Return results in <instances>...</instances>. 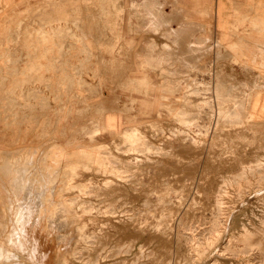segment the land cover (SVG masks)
I'll list each match as a JSON object with an SVG mask.
<instances>
[{
  "label": "rangeland",
  "instance_id": "rangeland-1",
  "mask_svg": "<svg viewBox=\"0 0 264 264\" xmlns=\"http://www.w3.org/2000/svg\"><path fill=\"white\" fill-rule=\"evenodd\" d=\"M228 1L0 0V264H264V0Z\"/></svg>",
  "mask_w": 264,
  "mask_h": 264
},
{
  "label": "crops",
  "instance_id": "crops-1",
  "mask_svg": "<svg viewBox=\"0 0 264 264\" xmlns=\"http://www.w3.org/2000/svg\"><path fill=\"white\" fill-rule=\"evenodd\" d=\"M227 1L228 0H224V2L227 5V12L225 13V16L226 15H230V13H229L230 4H229V1L228 2ZM218 9H219V5H218ZM93 41H95V40L92 39L91 42H93ZM122 82H123L122 86H124V83L126 82V80L122 78ZM32 85H33L32 89H35L36 87L34 86V84H32ZM60 90L61 89L59 88V91ZM62 95H61V98H60V100L58 102H55V101L51 100L49 103H47L48 106L50 107L48 115L52 114L54 117L59 115V109L62 108L61 106L65 103V95L64 94H62ZM44 97H46V95H44ZM112 101H114V100H112ZM115 103H116L118 109L117 110H107V111H105L102 114V120H103V123H104V119L107 117L109 124L111 126H113L114 129L119 131V130H123L126 127V123H127V117L128 116L123 111V108H121V107H124V104L128 103L126 94H124V93L121 94V96H119V100L117 102H115ZM76 105L78 106V104H76ZM113 105H114V103H113ZM116 105H114V106H116ZM86 117H88V116H84L83 118H86ZM49 120H51V118Z\"/></svg>",
  "mask_w": 264,
  "mask_h": 264
},
{
  "label": "bare ground",
  "instance_id": "bare-ground-1",
  "mask_svg": "<svg viewBox=\"0 0 264 264\" xmlns=\"http://www.w3.org/2000/svg\"><path fill=\"white\" fill-rule=\"evenodd\" d=\"M262 106V105H261ZM22 172H24V171H22ZM13 174H14V170H13ZM24 175V174H23ZM14 177V176H13ZM23 177V176H22ZM15 178V177H14ZM13 178V179H14ZM17 178V177H16ZM20 178V177H19ZM14 182L15 181H17V180H13ZM21 181V180H20ZM17 182H19V181H17ZM22 182V181H21ZM16 184H18V183H15L14 185H16ZM19 185V184H18ZM15 187V186H14ZM16 187H17V185H16ZM27 187V186H26ZM19 188V187H18ZM11 213V212H10ZM12 214V213H11ZM12 216V215H11ZM14 217V216H13ZM13 217H8L9 218V221H8V223H10V225L11 226H9V227H11V230H9L7 233H6V235L4 236L5 237V240L3 241V239H2V241H0V249H1V247L2 246H4V245H8L9 246V248L10 247H14V246H20V248L22 247V250H27V248H26V245L28 244V242H29V224H25L26 225V227L24 226V228L26 229V230H24V232H17L18 231V227L17 228H15L14 229V221H15V219H14V221H13ZM18 219V218H17ZM29 219H30V217H29ZM32 219H34V218H32ZM1 221V220H0ZM5 221V220H4ZM4 223V224H3ZM3 223H1L2 225L1 226H5L6 227V225L8 224H5V222H3ZM16 223H17V225H19V223H18V220L16 221ZM33 223V222H32ZM48 225H50V223L48 224ZM4 226H3V228H4ZM33 225H31V227H32ZM36 226V225H35ZM2 228V229H3ZM33 230V229H32ZM3 231V230H2ZM4 232V231H3ZM34 233V232H33ZM1 234V233H0ZM14 235L15 236H17L18 235V237H17V239H16V242H14L13 241V238H14ZM34 237V236H33ZM15 239V238H14ZM35 239V238H34ZM5 243V244H4ZM7 250H9L8 249V247H7ZM4 251H6V249L4 250ZM10 251V250H9ZM15 251V250H14ZM16 252V251H15ZM5 254H6V252H4ZM7 253H8V251H7ZM10 253V252H9ZM5 256H7V255H5ZM5 256H4V258H5ZM10 256V255H9ZM8 256V257H9ZM29 256V255H28ZM0 257H2V256H0ZM8 257H6L7 259H8ZM11 258V257H10ZM17 258V257H16ZM24 259H26V258H24ZM5 260V259H4ZM28 261V260H27Z\"/></svg>",
  "mask_w": 264,
  "mask_h": 264
}]
</instances>
